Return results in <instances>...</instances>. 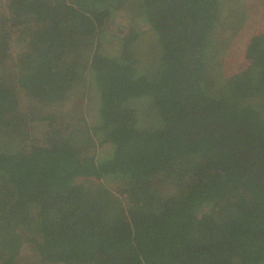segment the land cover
<instances>
[{
    "label": "trees",
    "instance_id": "1",
    "mask_svg": "<svg viewBox=\"0 0 264 264\" xmlns=\"http://www.w3.org/2000/svg\"><path fill=\"white\" fill-rule=\"evenodd\" d=\"M245 4L6 0L0 264H264V30L215 61Z\"/></svg>",
    "mask_w": 264,
    "mask_h": 264
},
{
    "label": "rangeland",
    "instance_id": "2",
    "mask_svg": "<svg viewBox=\"0 0 264 264\" xmlns=\"http://www.w3.org/2000/svg\"><path fill=\"white\" fill-rule=\"evenodd\" d=\"M245 6L253 13L248 14V18L244 22L242 26H240L236 33L233 35L228 42L224 43L223 49L219 52L220 54L215 57V61L221 64L220 69V76H229L234 71H238L240 69V64H243L244 59V52L245 49L251 39V36L255 33L258 34L259 32L264 30V17L257 16L260 14V10L264 7V0H244ZM239 4L242 2L238 1ZM5 4L6 0H0V15L5 12ZM243 5V4H242ZM244 7V5H243ZM227 5L222 6V9H228ZM233 8V7H232ZM239 10V9H238ZM129 11H137L136 6L134 4H130ZM228 15H231V11L227 12ZM115 23L114 21L106 22L104 31L109 35L121 39L124 36H127L129 33L131 34L133 30L137 29V24L139 23L138 20H134L130 26L123 24V20L121 18H117ZM146 35V34H145ZM149 36V34H147ZM146 43V38H141L137 41V45H142ZM105 50H108L106 47ZM224 78V77H223ZM81 100V99H80ZM80 100L74 102L73 109L77 110V114L79 115V103ZM141 104V103H140ZM39 133V132H38ZM34 256V260H32V256H25L23 264H37L39 259L36 262V256Z\"/></svg>",
    "mask_w": 264,
    "mask_h": 264
}]
</instances>
